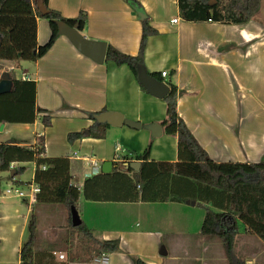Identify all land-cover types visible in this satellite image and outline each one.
Segmentation results:
<instances>
[{
	"label": "crops",
	"instance_id": "1",
	"mask_svg": "<svg viewBox=\"0 0 264 264\" xmlns=\"http://www.w3.org/2000/svg\"><path fill=\"white\" fill-rule=\"evenodd\" d=\"M136 1L158 32L147 38L144 68L149 73H167L163 82L173 83L180 92L177 115L200 148L215 163L264 161V20L258 17L260 11L243 25L185 23L179 18L176 0ZM48 6L65 19L85 13L83 36L126 55L138 54L142 19L126 0H48ZM173 19L177 23H172ZM49 35L47 21L36 18L37 44H44ZM21 63L25 62L0 61L9 69L21 67ZM27 63L30 65L22 68L20 76L11 78L34 82L35 106L46 111L42 115L50 117V126L41 124L42 115L31 124H3L0 144L15 139L17 146L35 149L40 141L44 157L70 161V183L79 190L75 208L79 220L95 240L118 242V251L105 254L108 264H131V257H138L143 264H228L220 257L222 248L216 249L217 242L211 241L213 237L200 232L203 209L223 211L222 195L172 175L154 176L142 187L136 186L134 174L139 170L125 167L135 162L134 154L142 153L148 143L150 160L179 161L175 136L162 131L153 138L143 128L150 123L160 125L165 118L163 99L143 91L126 65L97 64L63 36L43 57ZM101 110L121 113L139 122L141 128L109 126L103 139L67 141L68 134L87 131L94 123L89 114ZM106 161L112 168L103 173L101 165ZM92 162L99 165V172L85 178ZM16 167L24 168L23 177L30 169V178L20 180L19 175L8 179L13 184L10 188L28 193L29 187L36 185L34 163L11 164V169ZM41 203L40 199L0 193V264H19L18 252L28 239L32 211L35 264H97V249L88 242L76 247L81 255L78 261H68L67 210L58 203H46L35 212L34 207ZM196 208L202 213L197 217V230L181 229L171 218L179 214L187 223V216ZM37 213L44 217L41 224ZM55 214L61 218L57 223ZM236 238L242 252L238 259L244 264H250L243 260L248 251H264L261 241L243 228L238 229ZM250 243L255 246L247 249ZM234 246L237 250L236 243ZM161 247L165 255L159 253Z\"/></svg>",
	"mask_w": 264,
	"mask_h": 264
},
{
	"label": "trees",
	"instance_id": "2",
	"mask_svg": "<svg viewBox=\"0 0 264 264\" xmlns=\"http://www.w3.org/2000/svg\"><path fill=\"white\" fill-rule=\"evenodd\" d=\"M210 1L212 3L209 5ZM35 2L36 0H0V61L35 62L43 57L59 37L56 21H63L70 26L77 24L80 33L86 26L87 18L83 12L76 18L65 19L57 11L49 8L48 0H43L48 13L42 16L36 9ZM126 2L134 13L144 14L139 2L136 0ZM176 5L179 18L185 23L243 25L259 12L261 0H176ZM36 18L47 20L50 30L48 40L42 45H38L36 41ZM140 24L138 54L126 55L106 44L104 60L117 66L126 65L135 78L136 67H144L142 54L147 38L158 34L150 26L148 17L142 19ZM147 74L163 82L160 74L149 72ZM11 80L10 91L0 95V124L34 123L37 116L46 112L35 106L34 82L15 78ZM166 84L169 92L163 98L165 118L160 122V126L163 135L176 137L179 161L163 163L150 160L151 143H148L142 153H135L133 156V159L140 163L139 171L134 174L136 186L142 187L144 182L154 176L172 175L200 184L222 195L221 197H224L222 201L226 204L223 211L203 209L200 232L203 236L221 240L228 264H244L233 253V242L238 232L237 222L264 245V161L257 164L213 162L177 115V96L180 92L173 83ZM140 88L144 91L141 86ZM39 118L44 127L50 126L49 116L42 115ZM89 118L92 119V114H89ZM108 127L106 124L98 125L94 122L87 131L68 134L67 141L73 142L82 138L103 139ZM17 144L15 139L0 144V173L9 171L13 163H34L33 181L39 187L35 200L40 199L42 203H58L67 210L65 248L69 255L68 261L75 262L80 259L81 255L76 253V247L83 242L96 247L95 254L99 256L118 251V242L95 240L82 223L77 227L72 226L70 207L76 208L79 190L70 183V161L66 158L44 157L42 155L44 147L40 141L35 149L20 147ZM118 166H122V163ZM12 170L15 176L24 172L23 167ZM226 223L228 225H225ZM35 227V215L32 211L28 239L18 252L19 264H35ZM132 262L143 264L136 257H132Z\"/></svg>",
	"mask_w": 264,
	"mask_h": 264
},
{
	"label": "water",
	"instance_id": "3",
	"mask_svg": "<svg viewBox=\"0 0 264 264\" xmlns=\"http://www.w3.org/2000/svg\"><path fill=\"white\" fill-rule=\"evenodd\" d=\"M212 1L209 2V5ZM36 9L38 12L45 16L48 11L43 4V0H36L35 2ZM140 19H144L145 15L142 13H138ZM57 32L59 36L65 37L73 47L82 55L89 58L93 62L97 64H102L105 60L106 53V44L101 41H93L87 39L83 36L77 29V24L70 26L63 21H56ZM136 79L139 85L151 96L157 99H163L169 92V87L164 82H159L156 79L150 77L147 74V71L143 66L136 67ZM12 84V80L9 77L7 72H3L0 75V95L6 94L10 91ZM92 120L96 124H106L108 126L120 127L126 126L131 129L139 130L141 128V124L136 121H132L124 118L121 113L103 111L100 113L92 114ZM143 128L150 132L151 137L157 138L161 135L162 129L161 126L157 123H150L144 125ZM3 130V124H0V131ZM139 162H130L125 167L137 172L139 170ZM112 168V163L109 161L104 162L101 165V171L103 173L110 172ZM15 176V172L10 169L9 177L13 178ZM193 204V203H192ZM71 214V224L73 227H77L80 225L81 221L77 215V211L73 206L70 207ZM159 253L161 255H165L166 252L164 248L161 247Z\"/></svg>",
	"mask_w": 264,
	"mask_h": 264
},
{
	"label": "rangeland",
	"instance_id": "4",
	"mask_svg": "<svg viewBox=\"0 0 264 264\" xmlns=\"http://www.w3.org/2000/svg\"><path fill=\"white\" fill-rule=\"evenodd\" d=\"M261 4L262 5H261V8L259 10L260 12H259L258 17L261 18L262 20H264V0H262ZM45 21H47V20H45ZM22 62H25V63H21V67H16L17 69L16 68L9 69L10 66H8L6 64L0 65V75L3 72H7L10 76H12V75L13 76L14 75L15 76H20L21 72H22V68H26V65H30V64L27 63L29 61H22ZM4 173L5 174L0 175V193H4L8 188L13 186V184L10 183L9 180H8L9 179V177H8L9 176V171L4 172ZM17 176H19V175H17ZM29 178H30V169H28V171L26 172V175L24 177L21 176V175L19 177L20 180H27ZM74 181L77 182V180H74ZM44 204H46V203L43 202V203L35 206L34 207L35 212H39V210L41 209L42 205H44ZM199 214L201 215L202 213H201V211L198 208H196V211H193V214L187 216V223L185 222L184 217L182 218L179 214H175L171 218L174 221L179 222L178 224L180 225L181 229L186 228L184 230L190 231L189 229L196 228V230H197V228L199 227L198 218H197ZM36 215L38 216V219H37L38 221L37 222L39 224H41L44 217L41 218V214L39 215L38 213ZM155 215H156V218H158V219H160L162 217L159 212L155 213ZM55 217H56V219L52 218V219L55 220V223H57V221L61 220V218H59L57 216V214H55ZM153 217H155V216L153 215ZM185 225H186V227H185ZM162 226H164V224ZM237 227H238V229L242 228L241 224H238ZM236 236H237V234H236ZM236 236H235V239H234V242H233V246H234V243H236V246H237L236 249L237 250H233V253H234L235 257L239 258L240 256H242L241 255L242 252H240L238 250L240 248L239 247L240 240L239 239L237 240ZM213 239L215 240V242H217V243H214L215 248L216 249H219V248L221 249L222 248V252L223 253H220V257L223 256L226 259L221 240H219L216 237H213V238H211V241H213ZM252 246H255L254 243H250L248 245L247 249H250ZM234 249H235V246H234ZM244 256H245V259H243V260L244 261L248 260L250 262V264H264V251L263 252L262 251H254V252L248 251ZM136 258H138V257H136ZM129 261L131 262V264H133L132 257L129 259ZM225 261H227V260H225ZM227 263H228V261H227Z\"/></svg>",
	"mask_w": 264,
	"mask_h": 264
},
{
	"label": "built area",
	"instance_id": "5",
	"mask_svg": "<svg viewBox=\"0 0 264 264\" xmlns=\"http://www.w3.org/2000/svg\"><path fill=\"white\" fill-rule=\"evenodd\" d=\"M172 23H177L176 19L172 20ZM161 78H165L167 76V73L165 71H162L160 73ZM44 170V167H42ZM99 172V165L96 162H92L90 165L89 172L85 173V178H89L93 175L98 174ZM39 193V187L37 185H32L28 189V193L24 192L16 187L9 188L5 191L6 195L17 197V198H27L30 201H35L36 195ZM60 259H63V255L59 256ZM95 262L97 264H108V257L105 254H101L99 257L95 259Z\"/></svg>",
	"mask_w": 264,
	"mask_h": 264
},
{
	"label": "flooded vegetation",
	"instance_id": "6",
	"mask_svg": "<svg viewBox=\"0 0 264 264\" xmlns=\"http://www.w3.org/2000/svg\"><path fill=\"white\" fill-rule=\"evenodd\" d=\"M10 76V75H9ZM10 78H11V76H10ZM12 79V78H11Z\"/></svg>",
	"mask_w": 264,
	"mask_h": 264
}]
</instances>
